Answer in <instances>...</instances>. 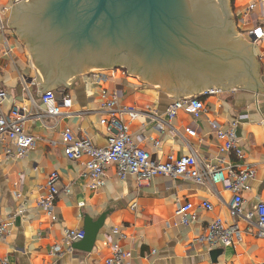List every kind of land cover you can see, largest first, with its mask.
Wrapping results in <instances>:
<instances>
[{
	"label": "crops",
	"instance_id": "obj_1",
	"mask_svg": "<svg viewBox=\"0 0 264 264\" xmlns=\"http://www.w3.org/2000/svg\"><path fill=\"white\" fill-rule=\"evenodd\" d=\"M231 1L242 36H254L250 43L261 62L260 80L264 84V37L257 39L254 32L258 27L264 31V2ZM252 1L257 5L247 12ZM20 2L0 0V90L7 94L2 108L9 113L16 105L36 114L43 108L39 70L29 47L11 25L13 11ZM54 90L59 99L63 93L72 97L68 114L44 120L30 118L25 129L34 136L35 145L22 159H7L5 146L0 144V221L10 223L7 237L0 242V264L5 260L9 264H104L114 244L132 252L124 264H264V238L251 232L239 244L213 251L195 242L210 220L221 217L234 222L227 205L233 194L223 187H218V196L207 185L161 175L142 183L135 175L122 180L111 165L106 171L105 186L92 188L83 175L86 157L72 160L65 154L66 128L96 146H107L109 131L100 124L102 114L98 112L104 102L103 91L107 95L118 91L121 105L154 111L162 118H167V107L176 97L142 85L115 69L91 72ZM204 101L206 110L201 118L181 110L172 125L206 162L256 168L252 188L244 193L246 208H252L259 200L264 201V93L237 87L223 89L220 95L205 96ZM210 120L223 126L238 121L243 159L221 152V142ZM128 122L134 140L158 160L179 158L189 152L183 138L152 117L139 115ZM187 128L194 129L196 136H188ZM153 140H159V146ZM53 171L59 174L61 192L49 214L38 201L48 192L46 183ZM64 188L70 191L66 193ZM176 198L194 206L197 218L188 226L176 215ZM205 200L213 204V210L199 208ZM88 220L102 221L103 225L91 251L76 249V242L65 241V232L85 230ZM56 244L63 248L61 253L53 251Z\"/></svg>",
	"mask_w": 264,
	"mask_h": 264
},
{
	"label": "water",
	"instance_id": "obj_2",
	"mask_svg": "<svg viewBox=\"0 0 264 264\" xmlns=\"http://www.w3.org/2000/svg\"><path fill=\"white\" fill-rule=\"evenodd\" d=\"M11 25L28 42L39 95L118 66L169 97L201 87L264 93L254 36L238 32L230 0H22ZM102 225L88 220L76 249L91 251Z\"/></svg>",
	"mask_w": 264,
	"mask_h": 264
},
{
	"label": "built area",
	"instance_id": "obj_3",
	"mask_svg": "<svg viewBox=\"0 0 264 264\" xmlns=\"http://www.w3.org/2000/svg\"><path fill=\"white\" fill-rule=\"evenodd\" d=\"M20 2L22 0H15ZM264 2V0H258ZM257 2L252 1L247 12L253 11ZM1 13V12H0ZM1 17V16H0ZM257 39L264 37L262 27L254 30ZM104 102L100 112V124L104 125L109 131L108 144L105 147L96 146L90 139L76 137L73 132L66 128L63 132L64 151L72 160H79L86 157L84 177H86L92 188L105 186L107 182V168L115 166L116 174L122 180L129 175H135L139 183L150 181L156 176H166L172 179H183L197 184L209 186L215 195H220L218 187L233 194V200L228 205V211L233 218V223H228L221 217L210 220L195 242L205 247L208 251L216 248L235 246L239 244L243 236L247 233H254L259 238H264V201L259 200L252 208H246L244 193L251 190V182L256 178V168L247 166L242 169L235 165H217L205 161L193 147L184 134L172 125V121L177 117L181 110L192 114L195 118H201L206 110L204 101L205 96L223 94V89L212 88L200 94L189 95L174 99L166 110L167 118H162L154 111L141 110L134 106L121 105L119 99L120 92L112 91L108 95L102 92ZM7 97L4 90H0V144L5 146V157L7 159H22L34 147L35 138L25 129V123L30 118L44 120L49 117H60L68 114L67 109L73 105L72 97L63 93L59 99L55 90L41 95L43 108L36 114H31L19 106H13L9 113H5L2 106ZM30 100H32L30 96ZM33 101V100H32ZM139 115H147L158 121L160 126H167L173 133L183 138L189 152L179 158L170 157L167 161L158 160L136 142L130 130L128 119H134ZM264 123V120L262 121ZM211 127L217 139L221 142V152L228 155H235L239 159L244 158V151L237 133L238 121H233L227 126H223L215 120H210ZM186 133L190 137L196 136V131L187 128ZM155 146H159V140H153ZM222 161L224 158L221 159ZM48 192L40 198L38 205L47 213H51L59 193V174L53 171L49 174L46 183ZM63 191L68 193L69 188ZM176 215L181 218V223L188 226L196 220L197 214L194 206L189 201H182L176 198ZM205 211L213 210V204L205 200L199 206ZM238 221L247 224L246 228H241ZM10 223L0 221V242L5 240L8 235ZM83 229H67L65 241L75 243L85 238ZM63 248L56 244L53 246L55 253H61ZM68 251H73L72 245ZM132 257L130 250L123 249L120 245L112 246L111 256L104 264H124ZM3 264H9L6 260Z\"/></svg>",
	"mask_w": 264,
	"mask_h": 264
},
{
	"label": "rangeland",
	"instance_id": "obj_4",
	"mask_svg": "<svg viewBox=\"0 0 264 264\" xmlns=\"http://www.w3.org/2000/svg\"><path fill=\"white\" fill-rule=\"evenodd\" d=\"M230 3H231V8H232V1H231V0H230ZM232 14H233L234 19H235V26H236L238 32L241 34L240 29H239V23H238V20H237V17H236V15H235V13L233 12V8H232ZM241 35H242V34H241ZM24 41H25L26 45L29 47L27 40H24ZM29 49H30V47H29ZM30 51H31V50H30ZM111 69H115L116 71L119 72V74L125 72L127 76H130L131 78H133V79L136 80L137 82L141 83L142 85H151V84H149V83L146 82V81L139 80V77H138V76L128 74V69H127V67H124V66H118L117 68H103V69H102V68H97V69H91V72H98V71L111 70ZM83 75H87V74H79L77 77H73V78L71 79V81L74 80L75 78H79V77H81V76H83ZM151 86H153V87L156 88V89H157V88H158V89H161L159 86H154V85H151ZM161 90H162V89H161ZM187 96H189V95H187ZM238 223H239V225L241 226V228H243V229L247 227V224L244 223L243 221H238ZM220 248H221V247H220Z\"/></svg>",
	"mask_w": 264,
	"mask_h": 264
},
{
	"label": "flooded vegetation",
	"instance_id": "obj_5",
	"mask_svg": "<svg viewBox=\"0 0 264 264\" xmlns=\"http://www.w3.org/2000/svg\"><path fill=\"white\" fill-rule=\"evenodd\" d=\"M184 91H192V87H184V88H182ZM204 91H207V89L206 88H203V87H201L200 88V92H204Z\"/></svg>",
	"mask_w": 264,
	"mask_h": 264
}]
</instances>
